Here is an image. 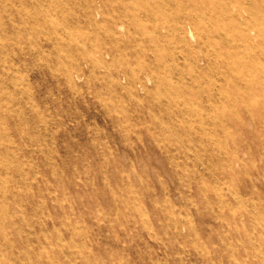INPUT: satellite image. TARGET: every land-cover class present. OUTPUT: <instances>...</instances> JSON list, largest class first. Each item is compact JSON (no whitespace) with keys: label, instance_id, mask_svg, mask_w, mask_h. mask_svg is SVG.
Here are the masks:
<instances>
[{"label":"rangeland","instance_id":"rangeland-1","mask_svg":"<svg viewBox=\"0 0 264 264\" xmlns=\"http://www.w3.org/2000/svg\"><path fill=\"white\" fill-rule=\"evenodd\" d=\"M0 264H264V0H0Z\"/></svg>","mask_w":264,"mask_h":264},{"label":"bare ground","instance_id":"bare-ground-1","mask_svg":"<svg viewBox=\"0 0 264 264\" xmlns=\"http://www.w3.org/2000/svg\"><path fill=\"white\" fill-rule=\"evenodd\" d=\"M194 7H195V4L192 2V6H191V8L192 9H194ZM262 7V6H261ZM196 8V7H195ZM202 9H205L206 10V12L208 11H212V10H210V8H208V5L206 4V5H204L203 7H201ZM246 14V13H245ZM176 16V15H175ZM224 17H226V16H224ZM196 18V17H195ZM217 18V17H216ZM253 18V17H252ZM198 19V18H197ZM242 19V18H241ZM196 21V20H195ZM199 21V20H198ZM197 23V22H196ZM239 23V22H238ZM181 24H183V23H181ZM237 24V23H236ZM232 26V25H231ZM204 31V33H205V30H203ZM214 31V30H213ZM226 35V34H225ZM227 37V36H226ZM236 41H237V39H236ZM235 41H233L232 40V43H231V45H234L235 43H234ZM245 43H246V45H251V43L249 42V40H245ZM226 51V50H225ZM142 52V51H141ZM226 53H224V55H225ZM163 64V63H162ZM104 65V64H103ZM158 66V65H157ZM216 71V70H215ZM229 72H231V71H229ZM212 75V74H211ZM223 80V79H222ZM237 80V79H236ZM233 81V80H232ZM235 82V81H234ZM237 82V81H236ZM239 82V81H238ZM232 83V82H231ZM176 95V94H175ZM253 96V95H252ZM245 97V96H244ZM219 98V97H218ZM247 98V97H246ZM238 99V98H237ZM223 100V99H222ZM240 100V99H239ZM257 101V100H256ZM223 102H224V100H223ZM250 102H252V101H250ZM248 103V102H247ZM219 109V108H218ZM248 112V111H247ZM223 113V112H222Z\"/></svg>","mask_w":264,"mask_h":264}]
</instances>
